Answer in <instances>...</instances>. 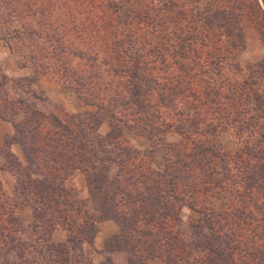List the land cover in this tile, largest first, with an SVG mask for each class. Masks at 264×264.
Instances as JSON below:
<instances>
[{
  "label": "trees",
  "instance_id": "trees-1",
  "mask_svg": "<svg viewBox=\"0 0 264 264\" xmlns=\"http://www.w3.org/2000/svg\"><path fill=\"white\" fill-rule=\"evenodd\" d=\"M245 7L243 0H209L206 6L201 0H0L3 40L18 68L31 65L37 74L16 85L51 73L95 108L70 116L42 112L28 97L40 98L38 93L24 86L13 99L10 80L0 72V117L13 123L23 114L13 125L28 163L16 173L17 199H10L0 182V264H69L70 254L83 256L82 229L72 230L66 244L50 243L44 232L25 238L16 211L18 203L32 208L31 230L37 234L44 222L51 224L48 214L67 215L65 182L75 169L91 170L93 215L82 216L80 225L119 224L105 251L128 254V264H145L149 256L166 264H264V57L247 68L236 62L245 47L242 23L253 20ZM255 16L264 20L261 7ZM191 67L199 72L191 75ZM230 69L240 70L241 77L223 79ZM208 71L207 104L201 83ZM222 109L227 114L219 115ZM105 113L111 114V130L102 136ZM230 114L238 123L247 116L251 121L255 135L242 143L247 151L256 148L250 152L261 161L256 170L239 169L219 142L221 125L237 128ZM121 126L149 141L168 129L177 131L181 138L167 149L163 173L136 163L135 149L121 141ZM189 146L195 149L191 155ZM208 193L230 194L229 204L214 210L203 197ZM184 207L198 214L187 223L186 239L177 224ZM168 222L173 231L170 223L165 227ZM40 246L46 262L41 253L33 255L42 252ZM79 262L92 264L84 257Z\"/></svg>",
  "mask_w": 264,
  "mask_h": 264
},
{
  "label": "rangeland",
  "instance_id": "rangeland-1",
  "mask_svg": "<svg viewBox=\"0 0 264 264\" xmlns=\"http://www.w3.org/2000/svg\"><path fill=\"white\" fill-rule=\"evenodd\" d=\"M201 1L205 6L209 2V0ZM243 1L246 5L244 9L245 13H247V15L250 14V16L253 17V20L244 19L242 23L244 29L243 41L245 47L237 53L236 62L238 64V67L247 68L254 65L264 57V20L259 21V19H256L255 16V13L259 7H261L264 12V3L262 0ZM226 7L228 6L226 5ZM200 8H203L201 4ZM261 18L264 19V17ZM4 33L5 32L0 25V72L6 75L10 80L9 92L13 99H17L19 97L18 94L22 93L25 90V87H29V89L33 91V93H38L39 95L37 96H39L40 98L35 99L31 98L28 95L25 96H28L30 98L29 101L33 105V108H37L42 112L48 114L52 113L55 115L65 114L70 116L95 111V108L86 105L75 93V91L63 87L61 85L59 77L51 73L38 76L35 83L29 84V82H24L25 87H18L16 85L18 81H22L24 79H34L35 75L37 74L34 70V67H32L31 65H29L27 68H18L17 56L10 51L8 45L3 40ZM204 69L205 68L200 70L206 71ZM188 71L191 75H194V72H199V69H197V67H191ZM208 72L209 74L203 76V81L201 83V100L202 102L207 104L211 99V90L209 88L210 84L208 81L211 75L210 71ZM225 72L226 74L223 75V79L227 76L234 77V75H236L235 77L239 79L242 75V72H240V70L238 72L234 69H230L226 70ZM20 84L22 85V83ZM224 90L225 89H223V91ZM232 100L226 101L228 103V106L232 105ZM194 102L195 100L192 97H189L190 110L194 108ZM193 111L195 110L193 109ZM227 112V109H222L221 111H219V115H225L227 114ZM249 115H253V112ZM224 117L227 116H222V118ZM21 119H23V114H20L17 118H15V122L20 121ZM229 119L235 120L236 124L238 123V118H236V116L232 114H230ZM240 121L241 122L237 124V128H235L234 124L233 126H224V124L221 125V127L219 128V131H221V133L218 139L224 150L236 157V166H238L239 169L256 170L257 165H259L261 162L253 159L252 154L255 153L256 148L250 145V148L247 151V149L244 147V144L242 143V141H245L244 139H247L250 136L253 137L255 135V130L248 123L251 122L248 116L245 119H241ZM15 122L11 123L5 121L0 117V182L6 195L10 199H17L18 179L16 173H18V170L21 169L20 164H22L23 166H27L28 164L23 147L15 140L16 130L13 125ZM163 128L164 126H161V129ZM120 129L121 141L123 145L131 146L137 152L136 163L145 165L146 167H150L155 172L159 173H163V171L165 170L168 154L167 149H169V146L171 145H177L181 138L175 129L166 130L165 133L161 135V137L160 134H156L157 137L155 138L158 140L154 138L153 141H149L148 138H146L144 135H141L140 133L134 131L129 127L121 126ZM110 130L111 114L105 113L98 133L102 136H106L110 132ZM191 148L195 152L194 147L189 146V150H191L190 155L193 151ZM190 159L195 158L190 157ZM190 159H188V163H190L192 167L195 168V163L191 162L192 160ZM12 163L14 165H11ZM218 166L219 165H217V167ZM207 167L209 166H206V170ZM208 170H210V168ZM90 171V169L87 172L80 169H75L72 173L69 174L65 182V188L70 194V196L66 198V200L69 201L67 205L70 204L67 207V215L59 216L58 214H56L54 217H52L51 214H48V218L53 220H51V224L48 221L44 222L45 228L38 234L35 232L33 233L31 230L34 223V212L32 208L28 205H22L20 203L17 204L16 211L20 218L22 228L25 231V238H35L36 236L42 235L44 232L47 234L46 238L50 243L66 244L72 230L78 233L82 229L83 232L81 233L78 244L79 251L81 250L80 253L83 255L80 257L82 260L84 257L87 259V261H91L92 264H105V262L110 259L113 262L112 264H128V254L123 252L109 253L105 251L106 242L119 232V224H117L113 220L101 221L100 223H97L96 227L93 229H89V225H80L82 216L85 218L93 215L91 213L93 198L91 195V188L88 185V177L90 175ZM195 173L196 171H194L193 169L190 176ZM203 175H205V178L209 180L206 171H204ZM102 185L105 186L102 182H98V187ZM96 191H98V189ZM72 196L75 197L73 203H71L70 201L72 199ZM230 196L231 195L227 193L219 194L217 196H213L211 193H208L203 197H206L208 199V202L210 203L211 207L214 208V210L221 211L225 209L229 204ZM197 216L198 214L195 211L187 207H184L179 212V221L177 222V224L180 225V229L185 239L187 238V223H189L190 221H195ZM169 223L172 227V229H170L169 231H173L172 222H168L167 226L165 227H168ZM53 225H55L54 228H52ZM166 233L170 234L172 238L175 237L174 233L173 235L169 232ZM39 248L42 249V252L37 249L33 251V255L41 258L42 254V256L45 257L43 262H46V256L48 255L42 246H40ZM146 254L148 256V253ZM70 256L72 257L73 261L69 264L80 263V258L76 259L75 254H70ZM144 261L145 264H166L164 260L158 256H149ZM136 264H140V262L138 261Z\"/></svg>",
  "mask_w": 264,
  "mask_h": 264
}]
</instances>
